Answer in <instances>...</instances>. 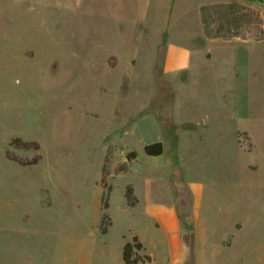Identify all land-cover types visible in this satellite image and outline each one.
<instances>
[{
	"label": "rangeland",
	"instance_id": "rangeland-1",
	"mask_svg": "<svg viewBox=\"0 0 264 264\" xmlns=\"http://www.w3.org/2000/svg\"><path fill=\"white\" fill-rule=\"evenodd\" d=\"M207 1L0 0V264H122L133 236L149 264H264V0H235L254 45L206 48Z\"/></svg>",
	"mask_w": 264,
	"mask_h": 264
},
{
	"label": "crops",
	"instance_id": "crops-1",
	"mask_svg": "<svg viewBox=\"0 0 264 264\" xmlns=\"http://www.w3.org/2000/svg\"><path fill=\"white\" fill-rule=\"evenodd\" d=\"M201 6H212L215 8L216 14L214 15L212 12H209V32L211 36L205 34L204 25L201 20L200 15V7ZM254 15H255V9L252 7H245L242 6L239 2L235 0H209L203 4H201L198 7V15H197V21L199 23L200 30L197 35H195L196 38H198L203 45L206 46V48L209 46L210 43H217L219 47H223L226 45L236 44L241 45L244 47L252 46L255 44L254 39L250 38H241V30L243 28H247L248 35L250 30V25L254 24ZM214 18L218 21V23L214 22ZM216 24V35L214 34V26ZM215 29V28H214ZM215 35V36H214ZM174 51H177L175 47L169 46L167 47V54L166 59L164 61V73L169 72L173 67L172 65V54ZM179 56V65L181 68H186L188 63L189 54H185L184 52L180 51L178 52ZM152 214L155 220H161L168 218L170 221H172L169 216L170 214L167 212L153 208ZM162 223V227L164 228V224H166L167 228H173L176 224V222H160ZM138 237V236H137ZM139 239V238H138ZM169 241V240H168ZM143 245V244H142Z\"/></svg>",
	"mask_w": 264,
	"mask_h": 264
},
{
	"label": "trees",
	"instance_id": "trees-1",
	"mask_svg": "<svg viewBox=\"0 0 264 264\" xmlns=\"http://www.w3.org/2000/svg\"><path fill=\"white\" fill-rule=\"evenodd\" d=\"M201 20L204 25L205 34L211 36L209 32V12H212L214 15L216 14L215 8L212 6H201L200 9ZM256 23L258 21L256 20ZM11 146L19 149L29 150L32 149L34 151L38 150V144L35 142H24L20 139H15L11 141ZM143 152L148 157H158L163 154V145L160 142L149 144L143 147ZM136 157L134 152L127 155V161H133ZM6 158L9 161H12L20 166H32L37 164L38 159H32L29 162H24L17 158L10 156L6 153ZM108 176V171L106 166L102 168V178H101V187L103 189V194L101 197V208L103 210L108 209V199L111 192V188L106 186V177ZM106 191L104 192V190ZM124 200L128 207H135L138 203L137 198L133 193V188L131 185H127L125 187L124 192ZM112 225V221L106 213H103L99 226L98 231L100 235H106L108 228ZM144 251V247L137 236L132 237V242H127L124 244L122 249V264H149L152 261V258L148 255H141L140 252Z\"/></svg>",
	"mask_w": 264,
	"mask_h": 264
}]
</instances>
